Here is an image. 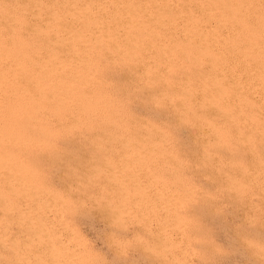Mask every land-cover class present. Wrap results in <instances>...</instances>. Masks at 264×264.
<instances>
[{
	"label": "rangeland",
	"instance_id": "1",
	"mask_svg": "<svg viewBox=\"0 0 264 264\" xmlns=\"http://www.w3.org/2000/svg\"><path fill=\"white\" fill-rule=\"evenodd\" d=\"M1 1L0 264H264L263 0Z\"/></svg>",
	"mask_w": 264,
	"mask_h": 264
},
{
	"label": "bare ground",
	"instance_id": "2",
	"mask_svg": "<svg viewBox=\"0 0 264 264\" xmlns=\"http://www.w3.org/2000/svg\"><path fill=\"white\" fill-rule=\"evenodd\" d=\"M2 1H3V0H2ZM2 1H1V4H2ZM4 1H5V0H4ZM8 1H10V0H7V2H8ZM12 1H14V0H12ZM22 1H23V0H22ZM28 1H29V0H28ZM28 1H26V2H28ZM41 1H43V0H41ZM48 1H51V0H48ZM54 1H56V0H54ZM54 1H51V2L55 3ZM60 1H61V0H60ZM60 1H57V2H60ZM68 1H69V0H68ZM72 1H73V0H72ZM80 1H82V0H80ZM80 1H79V0H76V2H77L78 5H81V4H82V3L79 4ZM84 1H85V0H84ZM84 1H83V2H84ZM86 1H87V0H86ZM86 1H85V2H86ZM97 1H98V0H97ZM97 1H96V2H97ZM114 1H115V0H114ZM117 1H118V0H117ZM119 1H120V0H119ZM119 1H118V2H119ZM173 1H174V0H173ZM205 1H207V0H205ZM208 1H209V0H208ZM226 1L228 2V1H231V0H226ZM30 2H32V1H30ZM34 2H35V0H34ZM34 2H33V3H34ZM61 2H63V1H61ZM85 2H84V3H85ZM91 2H92V1H91ZM99 2H100V1H99ZM99 2H98V3H99ZM102 2H103V1H102ZM126 2H127V1H126ZM186 2H187V1H186ZM191 2H192V1H191ZM233 2H234V1H233ZM233 2H232V3H233ZM248 2H250V0H249ZM263 2H264V0H263ZM3 3H4V2H3ZM15 3L17 4V2H14V5H15ZM39 3H40V1H39ZM39 3H38V5H39ZM46 3H48V2H46ZM64 3H66V2H64ZM64 3H62V4H64ZM68 3H70V2H68ZM71 3L73 4V2H71ZM71 3H70V5H72ZM127 3H128V2H127ZM133 3H134V1H133ZM154 3H155L154 5H157V4H156V1H155ZM171 3H172V2H171ZM181 3H182V2H181ZM208 3H209V2H208ZM210 3H211V1H210ZM238 3H239V2H238ZM252 3L255 4L254 2H252ZM4 4L6 5L7 3H4ZM8 4H10V3H8ZM8 4H7V5H8ZM23 4H25L24 1H23ZM36 4H37V3H36ZM41 4H42V3H41ZM58 4H61V3H58ZM58 4H57V6H58ZM77 4H75V6H76ZM91 4H92V3H91ZM91 4L88 3V5H91ZM96 4H97V3H96ZM99 4H100V3H99ZM104 4L106 5L107 2L105 1ZM108 4H110V2H108ZM118 4H119V7H120V4H121V3L119 2ZM122 4H123V3H122ZM138 4H139V3H138ZM191 4H193V3H191ZM194 4H199V3L196 2V3H194ZM205 4H206V3H205ZM263 4H264V3H263ZM2 5H3V4H2ZM7 5H6V6H7ZM14 5H13V6H14ZM19 5H20V4H19ZM28 5H29V4H28ZM43 5H44V7L47 6V5H45L44 2H43ZM51 5H52V3H51ZM51 5H50V6H51ZM53 5H54V4H53ZM68 5H69V4H68ZM70 5H69V6H70ZM82 5H83V4H82ZM111 5H112V4H111ZM111 5H107L108 8H110ZM114 5H115V4H114ZM127 5H128V4H127ZM127 5H126V6H127ZM136 5H137V4H136ZM150 5H151V4H150ZM173 5H174V4H173ZM199 5H200V4H199ZM199 5H197V7H198ZM219 5H220V4H219ZM225 5H226V4H225ZM234 5H235V4H233V7H234ZM3 6H4V5H3ZM21 6H23V5L21 4L19 7H18V6H17V7H18V8H21ZM50 6L48 7V10H49ZM55 6H56V4H55ZM65 6H66V4H65ZM84 6L86 7V4H84ZM91 6L93 7V4H92ZM100 6H103V4L100 5ZM124 6H125V5H124ZM138 6H139V5H138ZM162 6H163V4H162ZM183 6H184V4H183ZM187 6H189V5L187 4L186 7H187ZM190 6H191V5H190ZM206 6H209V5H206ZM226 6H227V5H226ZM7 7H8V6H7ZM15 7H16V6H15ZM30 7H32V6H30ZM42 7H43V6H42ZM42 7H41V5H40V8H42ZM52 7H53V6H52ZM61 7H62V6H61ZM72 7H73V6H72ZM78 7H79V6H78ZM85 7H83V8H85ZM94 7L96 8L95 5H94ZM111 7H112V6H111ZM174 7H175V6H174ZM174 7H172V9H173ZM191 7H192V6H191ZM197 7H195V8H197ZM201 7H203V6H201ZM211 7H212V6H211ZM235 7H236V6H235ZM243 7H244V6H243ZM4 8H5V7H4ZM10 8H11V6H10ZM27 8H28V7H27ZM35 8H37V5H36ZM67 8H68V6H67ZM75 8H76V7H75ZM83 8H81L80 11H79V10H77V11H78V12H81V11L84 10ZM87 8H88V7H87ZM89 8H90V6H89ZM95 8H94V9H95ZM102 8H103V7H102ZM104 8H106V7H104ZM115 8H117V7H115ZM115 8H113V9H115ZM122 8H123V7H122ZM125 8H126V7H125ZM150 8H151V7H150ZM182 8H183V7H182ZM192 8H194V6H193ZM208 8H209V7H208ZM217 8H218V7H217ZM236 8H237V7H236ZM7 9H9V7H8ZM12 9H14V8H11V11H13ZM15 9H17V8H15ZM43 9H44V8H43ZM51 9H52V11H53V8H51ZM54 9H55V8H54ZM57 9H59V8H57ZM63 9H64V8H63ZM82 9H83V10H82ZM110 9H111V8H110ZM129 9H130V8H129ZM175 9H176V8H175ZM175 9H174V11H175ZM184 9H187V8L184 7ZM188 9H189V8H188ZM188 9H187V10H188ZM198 9L200 10V8H198ZM203 9H205V7H203ZM18 10H19V9H18ZM21 10H22V9H21ZM23 10H24V8H23ZM25 10H26V9H25ZM27 10H28V9H27ZM27 10H26V11H27ZM29 10H30V9H29ZM36 10H37V9H36ZM60 10H61V9H60ZM69 10H70V7H69ZM69 10L67 11L68 14L71 12V11L69 12ZM71 10H72V9H71ZM97 10H99V8H98ZM97 10L94 11V10L92 9V11H94V12H96ZM105 10H106V9H105ZM117 10H118V9H117ZM119 10H120V9H119ZM121 10H122V9H121ZM125 10H126V9H125ZM193 10H194V9H193ZM199 10H197V12H198ZM205 10L207 11V10H209V9H205ZM226 10H227V9H226ZM228 10H230V8H228ZM228 10H227V11H228ZM26 11H25V12H26ZM38 11H40V10H38ZM62 11H63V10H62ZM65 11H66V9L64 10V12H65ZM75 11H76V10H75ZM107 11H108V10H107ZM128 11H129V10H128ZM139 11H140V10H139ZM153 11H154V10H153ZM172 11H173V10H172ZM174 11H173V12H174ZM177 11H178V10H177ZM191 11H192V9H191ZM195 11H196V10H195ZM202 11H203V13H204V10H202ZM211 11H212V10H211ZM235 11H236V10H235ZM248 11H250V8H249ZM256 11H257V9H256ZM9 12H10V10H9ZM17 12H18V11H17ZM19 12H20V10H19ZM21 12H22V11H21ZM27 12L29 13V16H30V13H32V12H30V11H27ZM27 12H26V13H27ZM42 12H44V11H42ZM60 12H61V11H60ZM73 12H74V11H73ZM84 12H85V11L81 12V13H82V16H83V13H84ZM101 12H103V11L101 10ZM101 12H100V14H101L102 16H103V14H104V16H105V14H106L105 11L103 12V14H102ZM111 12L113 13V11H111ZM111 12H110V13H111ZM145 12H146V11H145ZM145 12H144V13H145ZM180 12H181V10H180ZM188 12H190V11H188ZM192 12H193V11H192ZM197 12H196V13H197ZM199 12H200V11H199ZM214 12H215V11H214ZM228 12H229V11H228ZM238 12H239V11H238ZM238 12H236V13L238 14ZM254 12H255V10H254ZM1 13H2V12H1ZM1 13H0V14H1ZM5 13H6V12H5ZM15 13H16V12H15ZM28 13H27V14H28ZM48 13H49V12H48ZM86 13H87V12H86ZM98 13H99V11H98ZM114 13L116 14L117 12L115 11ZM125 13H126V12L122 10V14H125ZM130 13H132V11H130ZM201 13H202V12H201ZM219 13H220V12H219ZM246 13H248V12L246 11ZM251 13H252V12H251ZM44 14H46V16H47V13H43V14L41 15V18H42V16H45ZM63 14H64V13L62 12V15H63ZM68 14H67V15H68ZM79 14H80V13H79ZM79 14H77V15H79ZM87 14L89 15V12H88ZM87 14H86V15H87ZM95 14H96V13H95ZM136 14L138 15V13H136ZM184 14H186V13H184ZM193 14H194V13H193ZM217 14H218V13H215V15H217ZM221 14H222V13H221ZM228 14H230V13H228ZM2 15H3V17H4L5 14H2ZM9 15H10V13L8 14V18L11 19L12 15H11V16H9ZM13 15H14V14H13ZM32 15H33V14H31V16H32ZM34 15H36V13H35ZM34 15H33V16H34ZM39 15H40V14L38 13V16H39ZM48 15H49V14H48ZM52 15H53V13H52ZM52 15H50V16H52ZM56 15H57V10H56ZM110 15H111V14H110ZM117 15H118V14H117ZM117 15H116V16H117ZM119 15H121V14H119ZM142 15H143V14H142ZM144 15H145V14H144ZM146 15H147V14H146ZM177 15H178V14H177ZM180 15H181V14H180ZM196 15H197V14H196ZM199 15H200V14H199ZM207 15H208V14H207ZM215 15L213 14V16H215ZM218 15H219V14H218ZM248 15H249V13H248ZM6 16H7V15H6ZM6 16H5V18H7ZM26 16H27V15H25V17H26ZM31 16H30V17H31ZM46 16H45V18H46ZM63 16H64V15H63ZM68 16H69V15H68ZM91 16H92V14H91ZM112 16H113V15H112ZM150 16H151V14L149 15V17H150ZM153 16H154V15H153ZM181 16H182V15H181ZM187 16H188V15H187ZM197 16H198V15H197ZM1 17H2V16H1ZM15 17H16V15H15ZM34 17H35V16H34ZM52 17H53V16H52ZM52 17H50V18L52 19ZM60 17H61V14H60ZM70 17H72V16H70ZM70 17H69V18H70ZM106 17L108 18L107 15H106ZM113 17H114V16H113ZM121 17H122V16H121ZM146 17H147V16H146ZM173 17H174V16H173ZM185 17H186V16H185ZM202 17H203V16H202ZM202 17H201V18H202ZM206 17H207V16H206ZM220 17H221V16H220ZM36 18H37V16H36ZM43 18H44V17H43ZM43 18H42L40 21H39V19H38V21H39V22H41L42 20L44 21ZM50 18H49V19H50ZM92 18H93V17H92ZM101 18H102V17H101ZM116 18H117V17H116ZM170 18H171V17H170ZM174 18H176V17H174ZM182 18H183V17H182ZM189 18H192V17H189ZM193 18H194V17H193ZM203 18H204V17H203ZM208 18H209V17H208ZM217 18H218V16H217ZM229 18H231L230 15H229ZM0 19H1V18H0ZM10 19H9V20H10ZM27 19H28V18H27ZM46 19H47V18H46ZM46 19H45V20H46ZM53 19H54V18H53ZM57 19H58V18H57ZM61 19H63V18H61ZM76 19H77V18H75V21H76ZM95 19H96V18H95ZM104 19H105V18H104ZM110 19H111V17H110ZM159 19H160V18H159ZM168 19H169V17H168ZM185 19H186V18H185ZM243 19H245V18H243ZM247 19H249V18H247ZM247 19H245V20H247ZM263 19H264V17L262 18V20H263ZM6 20H7V19H6ZM6 20H4V21L6 22ZM9 20H7V21H9ZM28 20H30V19H28ZM63 20H64V19H63ZM92 20H93V19H92ZM92 20H91V21H92ZM111 20H112V19H111ZM121 20H122V19H121ZM136 20H137V19H136ZM141 20H142V19H141ZM146 20H148V19H146ZM172 20H173V18H172ZM205 20H206V19H205ZM219 20H220V19H219ZM221 20H223V19H221ZM0 21H1V20H0ZM4 21H3V22H4ZM12 21H14V23H16L15 20H12ZM36 21H37V20H35V22H36ZM43 21H42V22H43ZM50 21H51V20H50ZM96 21H97V20H96ZM98 21H99V19H98ZM98 21H97V22H98ZM117 21H118V20H117ZM143 21H144V20H143ZM185 21H187V19H186ZM191 21H192V20H191ZM212 21H213V20H212ZM214 21H215V20H214ZM241 21H242V19H241ZM1 22H2V21H1ZM1 22H0V25H1ZM3 22H2V23H3ZM26 22H27V20H26ZM30 22H33V21H30ZM30 22H27V23L29 24ZM39 22H38V23H39ZM65 22H66V21H65ZM77 22H78V21H76V23H77ZM80 22H81V21H80ZM104 22H106V21H104ZM118 22H119V21H118ZM199 22H200V21H199ZM202 22H204V21H202ZM215 22H216V21H215ZM218 22H219V21H218ZM218 22H216V23L219 24ZM248 22H249V21H248ZM12 23H13V22H12ZM17 23H18V22H17ZM38 23L36 22V24H34V25H32V24L30 23V25L33 27V26L38 25ZM53 23H54V22H53ZM53 23H52V24H53ZM66 23H67V22H66ZM116 23H117V22H116ZM116 23H114V24H116ZM143 23H144V22H143ZM145 23H146V22H145ZM190 23H191V22H190ZM200 23H201V22H200ZM208 23H210L209 20H208ZM249 23H250V22H249ZM253 23H254V22H253ZM253 23H252V24H253ZM6 24H8V23H6ZM9 24H10V23H9ZM24 24H25V23H24ZM28 24H27V27H26L27 30H29V28H28L29 25H28ZM54 24H55V23H54ZM70 24H71V23H70ZM73 24H74V23H73ZM104 24H105V23H104ZM124 24H125V23H124ZM137 24H138V23H137ZM139 24H140V23H139ZM139 24H138V25H139ZM156 24H157V23H156ZM182 24H183V23H182ZM191 24H192V23H191ZM197 24H198V23H197ZM204 24H205V23H204ZM204 24H201L200 26H203ZM231 24H232V23H231ZM235 24H236V23H235ZM235 24H234V25H235ZM240 24H241V23H240ZM254 24H255V23H254ZM261 24H262V22L260 23V26L262 27ZM14 25H15V24H14ZM17 25H18V24H17ZM17 25H16V26H17ZM43 25H44V23H43ZM43 25H42V26H43ZM61 25H62V24H61ZM77 25H78V26H82V25H79V23H78ZM83 25H84V24H83ZM92 25H93V24H92ZM117 25H118V24H117ZM133 25H134V24H133ZM135 25H136V23H135ZM135 25H134V26H135ZM157 25H158V24H157ZM205 25H206V24H205ZM225 25H226V24H224V26H225ZM1 26H2V25H1ZM5 26H6V25H5ZM10 26H13V25L10 24ZM19 26H20V25H19ZM21 26H22V25H21ZM25 26H26V24H25ZM58 26H59V24H58ZM63 26H64V25H63ZM68 26H69V25H68ZM74 26H76V25L74 24ZM123 26H124V25H123ZM175 26H176V25H175ZM192 26H193V25H192ZM197 26H198V25H197ZM210 26H211V25H210ZM212 26H213V25H212ZM219 26H220V25H219ZM3 27H4V26H3ZM7 27H9V26H7ZM23 27H24V26H23ZM60 27H61V26H60ZM60 27H59V29H60ZM65 27H66V26H65ZM65 27H64V28H65ZM85 27H86V26H85ZM93 27H94V26H93ZM124 27H125V26H124ZM150 27H151V26H150ZM195 27H196V26H195ZM225 27H226V26H225ZM232 27H233V26H232ZM4 28L6 29V27H4ZM9 28H10V27H9ZM35 28H36V27H35ZM39 28H40V27H39ZM83 28H84V27H83ZM89 28H92V26L89 27ZM103 28H105V27H103ZM116 28H117V27H116ZM202 28H203V27H202ZM202 28H201V30H202ZM217 28H218V27H217ZM5 29H4V30H5ZM31 29H32V28H31ZM31 29H30V30H31ZM33 29H34V27H33ZM33 29H32V30H33ZM46 29H47V27H46ZM54 29H55V28H54ZM61 29H63V27H62ZM67 29H68V27L66 28V30H67ZM84 29H86V28H84ZM96 29H97V28H96ZM118 29H119V28H118ZM140 29H141V28H140ZM146 29H147V28H146ZM151 29H152V28H151ZM162 29H163V28H162ZM164 29H166V27H165ZM198 29H199V28H198ZM198 29L196 30L197 32H199ZM206 29H208V28H206ZM230 29H231V27H230ZM7 30H8V29H6V31H7ZM11 30H12V29H11ZM35 30L37 31V29H35ZM35 30H33V31H35ZM48 30H49V28H48ZM71 30H72V29H71ZM79 30L81 31V29H79ZM101 30H102V29H101ZM113 30H115V29H113ZM113 30L110 29V31H113ZM132 30H133V29H132ZM160 30H161V29H160ZM167 30H168V29H167ZM182 30H183V29H182ZM184 30H185V29H184ZM184 30H183V31H184ZM186 30H187V29H186ZM191 30H192V29H191ZM210 30H212V28H211ZM213 30H215V29H213ZM239 30H240V29H239ZM251 30H252V29H251ZM261 30H262V29H261ZM6 31H5V33H6ZM24 31H25V30H24ZM51 31H52V29H51ZM72 31H73V30H72ZM77 31H78V30H77ZM87 31H88V30H87ZM97 31H98V30H97ZM104 31H105V30H104ZM110 31H109V32H110ZM139 31H140V30H139ZM163 31H164V30H163ZM203 31L206 32L207 30L203 29ZM9 32H11V31H9ZM12 32H13V31H12ZM56 32H57V31H56ZM66 32H67V31H65L64 33L66 34ZM81 32H82V31H81ZM81 32H79V33H80V34H84V33H83L84 31H83L82 33H81ZM85 32H86V31H85ZM95 32H96V31H95ZM107 32H108V31H107ZM115 32L117 33L118 31L115 30ZM121 32H122V31H121ZM135 32H136V31H135ZM166 32H167V31H166ZM189 32H190V31H189ZM214 32H215V31H214ZM219 32L223 34V32H221V31H219ZM239 32H240V31H239ZM242 32H243V30H242ZM33 33H34V32H33ZM49 33H51V32H49ZM52 33H53V32H52ZM54 33H55V30H54ZM54 33H53V34H54ZM90 33H91V32H90ZM96 33H97V32H96ZM100 33H101V32H100ZM103 33H104V32H103ZM110 33L112 34V33H114V31H113V32H110ZM119 33H120V32H119ZM125 33H128V32L126 31ZM140 33H141V32H140ZM176 33H177V32H176ZM200 33H201V32H200ZM210 33H211V32H210ZM230 33H231V32H230ZM230 33H229V34H230ZM2 34H3V33H2ZM58 34H59V33H58ZM61 34H62V33H61ZM61 34H60V35H61ZM65 34H64V35L62 34V35L65 36ZM88 34H89V33H88ZM111 34H110V35H111ZM137 34H138V33H137ZM147 34H148V33H147ZM170 34L173 35V33H170ZM183 34L185 35L184 32H183ZM187 34H188V33H187ZM194 34H196V32H195ZM201 34H202V33H201ZM212 34H213V33H212ZM225 34H226V33H225ZM231 34H232V33H231ZM260 34H261V33H260ZM8 35H9V34H8ZM8 35H7V37L9 38ZM10 35H11V34H10ZM48 35H49V34H48ZM50 35H51V34H50ZM60 35H58V37H60ZM67 35H68V34H67ZM78 35H79V34H78ZM84 35H85V34H84ZM84 35H83V36H84ZM86 35H87V33H86ZM127 35H128V34H127ZM190 35H191V34H190ZM192 35H193V34H192ZM192 35H191V36H192ZM205 35H206V34H205ZM209 35H210V34H209ZM252 35H253V34H252ZM262 35H263V34H262ZM5 36H6V35H5ZM52 36H53V35H52ZM134 36H135V35H134ZM138 36H139V35H138ZM140 36H141V35H140ZM144 36H145V35H144ZM194 36H196V35H194ZM199 36H200V35H199V33H198V37H199ZM239 36H240V35H239ZM256 36H257V35H256ZM2 37H3V36H2ZM7 37H6V38H7ZM10 37H11V36H10ZM12 37H13V36H12ZM39 37H40V36H39ZM46 37H47V36H46ZM46 37H44V39H45ZM122 37H126V36L123 35ZM209 37H211V35H210ZM224 37H226V36H224ZM230 37H232V36H230ZM257 37H258V36H257ZM259 37H260V36H259ZM263 37H264V35H263ZM49 38L52 39V38H54V37L51 38V36H49ZM68 38H69V36H68ZM68 38H66V39H68ZM134 38H135V37H132V40H133ZM136 38H137V37H136ZM140 38H141V37H140ZM191 38H192V37H191ZM195 38H196V37H195ZM201 38H202V37H201ZM260 38H261V37H260ZM0 39H1V38H0ZM4 39H5V38H4ZM55 39H56V38H54V41H53V40H52V41L55 42ZM57 39H58V38H57ZM69 39H70V38H69ZM94 39H95V38H94ZM126 39H128V38H126ZM130 39H131V38H130ZM141 39H142V38H141ZM183 39H184V38H183ZM208 39H210V38H208ZM208 39H206V40H208ZM214 39H215V38H214ZM217 39H218V38H217ZM217 39H216V40H217ZM220 39H221V38H220ZM241 39H242V37H241ZM255 39H256V37H255ZM6 40H7V39H5L4 41H6ZM9 40H11V38H10ZM39 40H40V39H39ZM62 40H63V39H61V41H62ZM73 40H74V39H73ZM104 40H105V39H104ZM196 40L200 41V38H199V39H198V38L195 39V41H196ZM242 40H243V39H242ZM259 40H262V38L259 39ZM263 40H264V38H263ZM2 41H3V40H2ZM7 41H8V40H7ZM12 41H13V40H12ZM58 41H59V39H58ZM58 41H57V42H58ZM64 41H65V40H64ZM82 41H83V40H82ZM123 41H124V39L122 40V42H123ZM125 41H127V40H125ZM133 41H134V40H133ZM185 41H186V38H185ZM193 41H194V40H193ZM193 41H192V42H193ZM217 41H220V40H217ZM246 41H247V40H246ZM75 42H76V40H75ZM109 42H110V41H109ZM168 42H169V41H168ZM202 42H203V41H202ZM202 42L200 43V44H202V46L206 44V43L203 44ZM212 42H213V41H212ZM215 42H216V41H215ZM4 43H5V42H4ZM10 43H11V42H10ZM13 43H14V41H13ZM49 43H50V42H49ZM63 43H64V42H63ZM63 43H59V44H63ZM65 43H66V42H65ZM65 43H64V44H65ZM72 43H73V42H72ZM90 43H91V41H90ZM90 43L88 44L87 41H86V44L90 45ZM92 43H93V46H95V47H97V46L99 45V44H97V46H96V44H95L96 42H95V43L92 42ZM92 43H91V44H92ZM101 43H102V42H101ZM126 43L128 44V43H130V42H126ZM131 43H132V42H131ZM196 43H198V42H196ZM236 43H237V42H236ZM242 43H243V42H242ZM245 43H248V42H245ZM252 43H254V42H252ZM257 43L259 44V42L256 40V44H257ZM14 44H15V43H14ZM52 44H54V43H52ZM55 44H56V43H55ZM59 44H58V45H59ZM69 44H70V43H69ZM94 44H95V45H94ZM110 44H111V42H110ZM127 44H126V45H127ZM189 44H190V43H189ZM237 44H238V43H237ZM250 44H251V43H250ZM254 44H255V43H254ZM261 44H264V41H263V43H261ZM7 45H8V42H7ZM73 45H74V44H73ZM75 45H77V44H75ZM81 45H82V43H81ZM84 45H85V44H84ZM84 45H83V46H84ZM88 45H87V48H89V47L91 46V45H90V46L88 47ZM130 45H131V47H132V44H130ZM130 45H129V46H130ZM215 45H216V44H215ZM215 45H214V46H215ZM11 46H12V45H11ZM52 46H53V45H52ZM59 46H60V45H59ZM59 46H58V47H59ZM65 46H66V45H65ZM68 46H69V45H67V47H68ZM85 46H86V45H85ZM124 46H125V44H124ZM129 46H128V47L126 46V48H130ZM259 46H261V45H259ZM0 47H1V46H0ZM6 47H7V46H6ZM9 47H10V46H8V50H9ZM46 47H47V46H46ZM46 47H44V48H46ZM53 47H54V46H53ZM56 47H57V46H56ZM58 47H57V48H58ZM71 47H72V46H71ZM74 47H75V46H74ZM79 47H80V46H79ZM101 47H102V46H101ZM108 47H109V46H108ZM112 47H113V46H112ZM112 47H111V48H112ZM133 47H134V45H133ZM133 47H132V48H133ZM204 47H205V46H204ZM243 47H244V46H243ZM17 48H18V47H17ZM37 48H38V45H37ZM60 48H61V47H60ZM87 48L84 49V51H85V50H88ZM91 48H92V47H91ZM91 48H89V49H91ZM97 48H98V47H97ZM99 48H100V47H99ZM103 48H104V47H103ZM106 48H107V47H106ZM114 48H115V47H114ZM215 48H216V46H215ZM238 48H239V46H238ZM247 48H248V47H247ZM247 48H246V49H247ZM1 49H4V47H1ZM11 49L13 50V47H12ZM47 49H48V48H47ZM62 49H64V51L66 50L64 47L61 48V50H62ZM75 49H76V47H75ZM100 49H101V48H100ZM160 49H161V48H160ZM188 49H189V48H188ZM222 49H223V48H222ZM248 49H249V48H248ZM250 49H251V48H250ZM253 49H254V48H253ZM258 49H260L261 51L263 50V49H261V48H258ZM42 50H43V49H42ZM44 50H45V49H44ZM67 50H68V49H67ZM125 50H126V49H125ZM165 50H166V49H165ZM168 50H169V49H168ZM254 50H255V49H254ZM254 50H253V51H254ZM2 51H3V50H1L0 53H1ZM5 51H6V50H4V52H5ZM10 51H11V50H10ZM32 51H33V50H32ZM46 51H47V50H46ZM53 51H54V50H53ZM82 51H83V49L81 50V52H82ZM122 51H123V50H122ZM129 51H130V50H129ZM214 51H215V50H214ZM216 51H217V49H216ZM219 51H220V50H219ZM261 51H260V52L258 51V52L261 54ZM12 52H13V51H12ZM16 52H17V51H16ZM16 52H15V53H16ZM42 52H44V51H42ZM55 52H56V50H55ZM60 52H62L61 54L65 53V52H63V51H60ZM66 52H69V51H66ZM81 52H79V53H81ZM93 52H94V51H93ZM196 52H198V51H196ZM246 52H247V50H246ZM251 52H252V51H251ZM9 53L11 54V52H9ZM79 53H78V54H79ZM90 53H91V52H90ZM160 53H161V52H160ZM228 53H229V52H228ZM228 53H227V54H228ZM253 53H254V52H253ZM256 53H257V52H256ZM262 53H263V51H262ZM3 54H4V53H3ZM17 54L19 55V54H21V53H17ZM48 54H49V53H48ZM53 54H54V53H53ZM56 54H58V52H57ZM61 54H60V56H61ZM71 54H72V51H71ZM73 54H74V55H72V56H75V57H76L75 52H74ZM83 54H84V52H83ZM87 54H88V53H87ZM224 54H225V53H224ZM224 54H222V55H224ZM4 55H5V54H4ZM11 55H12V54H11ZM11 55H10V56H11ZM31 55H32V53H31ZM42 55H43V53H42ZM42 55L39 54V56H42ZM44 55H46V56L48 57L47 54L44 53ZM58 55H59V54H58ZM222 55H220L221 58H222ZM231 55H232V54H231ZM258 55H259V54H258ZM263 55H264V54H263ZM2 56H3V55H2ZM8 56H9V55H8ZM12 56H13V55H12ZM19 56H20V55H19ZM32 56H33V55H32ZM46 56H45V57H46ZM52 56H53V55H52ZM62 56H64V55H62ZM79 56H80V55H79ZM79 56H77V57H79ZM204 56H205V55H203V58H204ZM227 56H228V55H227ZM232 56H233V55H232ZM13 57H15V56H13ZM21 57H22V56H20V58H21ZM33 57H34V56H33ZM33 57H31L32 59H31L30 61L28 60L30 63L32 62V60H34V58L39 59V58L37 57V55H36L34 58H33ZM45 57H44V58H45ZM56 57H58V56H56ZM77 57H76V58H77ZM83 57H84V56H83ZM247 57H248V56H247ZM253 57H254V56H253ZM5 58H6V57H5ZM22 58H23V57H22ZM24 58H26V57L24 56ZM42 58H43V57H42ZM44 58H43V60H46V59H44ZM63 58H64V57H63ZM65 58H66V57H65ZM67 58H68V57H67ZM209 58H210V57H209ZM257 58H258V57H256V59H257ZM12 59H13V58H12ZM12 59H11V60H12ZM17 59H18V58H17ZM28 59H29V58H28ZM40 59H41V58H40ZM50 59H51V58H50ZM52 59H54V58L52 57ZM57 59H58V58H57ZM70 59H71V57H70ZM70 59H69V60H70ZM80 59H81V58H80ZM83 59H85V57H84ZM222 59H223V58H222ZM222 59H221V61H223ZM248 59H249V58H248ZM14 60H15V59H14ZM20 60H21V59H20ZM26 60H27V59H26ZM26 60H25V61H26ZM41 60H42V59H41ZM47 60H48V59H47ZM47 60H46V61H47ZM58 60H60V59H58ZM61 60H62V59H61ZM72 60H73V59H72ZM78 60H79V59H78ZM81 60H82V59H81ZM81 60H80V61H81ZM224 60H225V59H224ZM254 60H255V59H254ZM261 60H262V59H261ZM261 60H260V62H261ZM34 61L36 62V59H35ZM54 61H55V60H54ZM65 61L67 62V59H66ZM84 61H85V60H84ZM84 61H83V63H84ZM257 61H258V60H257ZM3 62H4V61H3ZM5 62H6V61H5ZM8 62H9V63H10V62L12 63L13 61H9V60H8ZM29 62H26V63H28L29 65H31L32 63L30 64ZM40 62H41V61H40ZM48 62H49V61H48ZM51 62H53V61H51ZM69 62H71V61H69ZM75 62H78V61L75 60ZM232 62H233V61H232ZM255 62H256V60H255ZM262 62H264V60H263ZM262 62H261V63H262ZM13 63H14V62H13ZM17 63H18V62H17ZM42 63H43V62H42ZM42 63H41V66H43ZM45 63H46V62H45ZM53 63H54V62H53ZM53 63H51V64H53ZM55 63H56V62H55ZM60 63H62V62L59 61V64H60ZM71 63H72V62H71ZM73 63H74V61H73ZM253 63H254V62H253ZM7 64H8V63H6V65H7ZM33 64H34V63H33ZM59 64H56V65H59ZM62 64H64V63H62ZM6 65H4V66H6ZM12 65H13V64H12ZM35 65H36V64H35ZM44 65H47V64H44ZM67 65H68V67H69V63H68V62H67ZM77 65H78V64H77ZM254 65H256V64L254 63ZM16 66H18V65H16ZM25 66H26V65H25ZM31 66H33V65H31ZM38 66H39V65H37V67H38ZM48 66H50V65H48ZM62 66H63V65H62ZM65 66H66V64H65ZM65 66H64V67H65ZM2 67H3V66H2ZM2 67H1V68H2ZM34 67H35V66H34ZM34 67H33V68H34ZM43 67H44V66H43ZM45 67H46V66H45ZM45 67H44V68H45ZM78 67H79V66H76L75 68H78ZM263 67H264V66H263ZM4 68H5V67H4ZM49 68L52 69L53 67L50 66ZM59 68H61V66H60ZM69 68H70V67H69ZM258 68H260V67H258ZM6 69H7V68H6ZM8 69H9V68H8ZM22 69H23V68H22ZM30 69H32V68H30ZM54 69H55V68H54ZM66 69H68V68H66ZM260 69H261V68H260ZM1 70H2V69H1ZM11 70H12V71H10V70H9V71H10V72H14L13 69H11ZM15 70H16V69H15ZM33 70H37V68L35 67ZM38 70H39V69H38ZM42 70H44V69H42ZM252 70H254V69H252ZM31 71H32V70H31ZM58 71H59V70H58ZM65 71H67V70H65ZM71 71H72V70H69L68 72H71ZM255 71H256V70H255ZM22 72H23V71H22ZM25 72H26V71H25ZM32 72H33V71H32ZM35 72H36V71H35ZM43 72H44V71H42V74H43ZM45 72H46V71H45ZM259 72H260V71H259ZM261 72H262V71H261ZM263 72H264V71H263ZM19 73H20V72H19ZM27 73H28V72H27ZM29 73H30V72H29ZM38 73H39V72H38ZM38 73H37V75L40 74V73H39V74H38ZM46 73H47V72H46ZM52 73H53V71H52ZM54 73H55V72H54ZM60 73H61V72H60ZM42 74H40V75H42ZM61 74H63V73H61ZM252 74H253V73H252ZM1 75H2V74H1ZM18 75H21V74H18ZM23 75H27V74L24 73ZM23 75H22V77H23ZM56 75L58 76L59 74H56V73H55V76H56ZM66 75H67V74H65V76H66ZM253 75H254V74H253ZM257 75H259V74H257V71H256V75H255V76H257ZM29 76H30V74H29ZM29 76L27 75L26 77L28 78ZM51 76H52V75H51ZM57 76H56V77H57ZM62 76H63V75H62ZM68 76H69V75H68ZM260 76H261V75H260ZM263 76H264V74H263ZM19 77H20V76H19ZM30 77H31V76H30ZM32 77L34 78L33 75H32ZM43 77H44V76H42V78H43ZM59 77L62 78L61 76H59ZM63 77H64V76H63ZM69 77H70V76H69ZM69 77H68V78H69ZM72 77H73V76H72ZM16 78H18V77L16 76ZM42 78H41V80H42ZM257 78H258V77H257ZM13 79H15V78H13ZM18 79H19V78H18ZM39 79H40V78H39ZM39 79H38V80H39ZM49 79H50V78H49ZM69 79H70V78H69ZM69 79H68V80H69ZM9 80H10V79H9ZM35 80H37V78H35ZM41 80H40V81H41ZM52 80H53V81H54V80L56 81V79H52ZM57 80H58V78H57ZM59 80H60V79H59ZM62 80H63V78H62ZM68 80H67V82H68ZM3 81H4V80H3ZM18 81H19V80H18ZM18 81H17V82H18ZM24 81H25V80H24ZM27 81H31V80H30V79H29V80L27 79ZM33 81H34V80H33ZM42 81H43V80H42ZM42 81H41V82H42ZM44 81H45V78H44ZM50 81H51V80H50ZM50 81H48V82H49L48 84H51ZM63 81H64V80H63ZM70 81H71V79H70ZM70 81H69V82H70ZM5 82H6V81H5ZM60 82H62V81H60ZM71 82H72V81H71ZM219 82H220V81H219ZM6 83H7V82H6ZM22 83H23V82H22ZM33 83H34V85L36 84L35 82H33ZM43 83H44V82H43ZM43 83H42V84H43ZM64 83H65V82H64ZM245 83H246V82H245ZM251 83H254V82L252 81ZM10 84H11V83H10ZM24 84H26V83H23V85H24ZM37 84H39V83H37ZM56 84H57V83H56ZM59 84H60V83H59ZM20 85H21V80H20ZM30 85L33 86L32 83H31ZM51 85H53V86L55 87V85L53 84V82H52ZM60 85H61V84H60ZM259 85H260V84H259ZM259 85H258V86H259ZM6 86H7V85H6ZM18 86H19V84H18ZM24 86H25V85H24ZM26 86L28 87V85H26ZM255 86H257V85H255ZM3 87H4V86H3ZM11 87H12V86H11ZM27 87H26V89H27ZM36 87H37V86H36ZM40 87H41V86H40ZM56 87H57V86H56ZM61 87H62V86H61ZM61 87H60V89H61ZM216 87H217V86H216ZM243 87H244V86H243ZM4 88H5V87H4ZM16 88H17V87H16ZM22 88H23V87H22ZM22 88H20V89H22ZM30 88H31V86H30ZM33 88H34V87H33ZM37 88H38V87H37ZM41 88H42V87H41ZM48 88H49V87H48ZM50 88H51V90H52V87H51V86H50ZM50 88H49V91H50ZM17 89H18V88H17ZM31 89H32V88H31ZM42 89H43V88H42ZM218 89H219V88H218ZM245 89H246V88H245ZM23 90H24V89H23ZM28 90H29V87H28ZM44 90H45V88H44ZM46 90H47V89H46ZM46 90H45V91H46ZM53 90H54V89H53ZM53 90H52V91H53ZM8 91H9V90H8ZM8 91H6V92H8ZM16 91H17V90H16ZM30 91H31V90H30ZM35 91H36V89H35ZM39 91H40V90H39ZM45 91H43V92H45ZM55 91H56V88H55ZM13 92H14V90H13ZM59 92H60V91H59ZM244 92H245V91H244ZM255 92H256V91H255ZM19 93H20V92H19ZM22 93H23V91H22ZM261 93H262V92H261ZM263 93H264V92H263ZM16 94H18V92H17ZM45 94H46V93H45ZM47 94H48V93H47ZM52 94H53V93H52ZM56 94H57V92H56ZM215 94H216V92H215ZM215 94H212V96H213V95L215 96ZM244 94H246V92H245ZM258 94H259V93H258ZM4 95H5V94H4ZM14 95H15V93L13 94V96H14ZM31 95H32V94H31ZM31 95H30V96H31ZM33 95H34V97H35V95L37 96V95H39V94L34 93ZM61 95H62V94H61ZM1 96H2V95H1ZM5 96H7V95H5ZM9 96H10V94H9ZM9 96H8V97H9ZM17 96H18V95H17ZM40 96H41V95H40ZM44 96H46V95H44ZM49 96H50V94H49ZM56 96H57V95H56ZM59 96H60V95H59ZM63 96H64V95H63ZM63 96H62V97H63ZM254 96H255V95H254ZM47 97H48V96H47ZM60 97H61V96H60ZM12 98H13V97H12ZM15 98H16V97H15ZM20 98H21V97H20ZM36 98L38 99V97H36ZM44 98H45V97H44ZM51 98H52V97H51ZM57 98H58V96H57ZM253 98H254V97H253ZM253 98H252V99H253ZM255 98H257V97L255 96ZM16 99H17V98H16ZM64 99H65V98H64ZM24 100H25V99H24ZM52 100H53V99H52ZM55 100H56V99H55ZM259 101H260V100H259ZM259 101H258V102H259ZM47 102H48V101H47ZM54 103H55V102H54ZM262 103H263V102H261V104H262ZM56 104H57V103H56ZM258 105H259V103H258ZM1 107H2V106H1ZM258 107H259V106H258ZM226 108H227V107H226ZM251 108H252V107H251ZM2 109H3V108H2ZM253 109H254V108H253ZM0 110H1V108H0ZM253 111H256V110H253ZM257 111L259 112L260 110H257ZM260 113H262V112H260ZM223 114H224V113H223ZM228 115H230V114H228ZM253 115H254V114H253ZM262 115H263V113H262ZM262 115H261V117L259 116L260 119H262ZM263 116H264V115H263ZM229 118H230V117H229ZM263 118H264V117H263ZM8 121H9V120H8ZM262 124H263V123H262ZM260 127H261V126H260ZM257 129H258V128H257ZM1 131H2V130H1ZM258 131H259V130H258ZM261 131H262V130H261ZM261 131H259V132H261ZM0 134H1V133H0ZM260 134H261V133H260ZM260 134H259V135H260ZM2 136H3V135H2ZM2 136H1V137H2ZM11 136H12V135H11ZM262 137L264 138V135H262ZM12 138H13V136H12ZM4 139H5V136H4ZM24 140H26V139H24ZM263 140H264V139H263ZM0 142H1V139H0ZM12 142H13V141H12ZM3 143H4V142H3ZM7 148H8V146H7ZM7 150H8V149H7ZM3 157H4V156H3ZM14 157H15V156H14ZM5 159H6V158H5ZM1 161H2V160H1ZM1 161H0V162H1ZM7 161H9V160H7ZM3 163H4V162H3ZM11 164H12V163H11ZM2 165H3V164H2ZM2 165H1V167H2ZM3 166H4V165H3ZM14 166H15V165H14ZM14 166H11L10 168H12V167H13V168H16V167H14ZM9 170H10V169H9ZM14 170H15V169H14ZM8 172H9V171H8ZM4 173H7V172H4ZM10 173H11V171H10ZM7 175H9V174H7ZM11 175H12V174H11ZM14 175H15V174H14ZM12 176H13V175H12ZM10 180H11V179H10ZM13 181H14V180H13ZM4 186H5V185H4ZM48 198H49V197H48ZM32 226H33V225H32ZM31 228L34 229L33 227H31ZM31 228H30V229H31ZM30 231H31V230H30ZM50 246H51V245H50Z\"/></svg>",
	"mask_w": 264,
	"mask_h": 264
}]
</instances>
